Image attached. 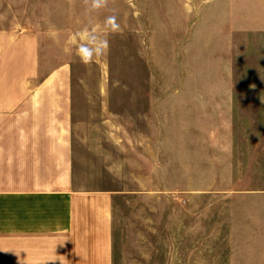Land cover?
<instances>
[{
	"label": "crops",
	"instance_id": "obj_1",
	"mask_svg": "<svg viewBox=\"0 0 264 264\" xmlns=\"http://www.w3.org/2000/svg\"><path fill=\"white\" fill-rule=\"evenodd\" d=\"M51 13L0 0V264H119L126 219L144 233L186 232L201 211L264 222V191L235 187L243 130L219 127L224 102L155 95L147 65H83Z\"/></svg>",
	"mask_w": 264,
	"mask_h": 264
},
{
	"label": "rangeland",
	"instance_id": "obj_2",
	"mask_svg": "<svg viewBox=\"0 0 264 264\" xmlns=\"http://www.w3.org/2000/svg\"><path fill=\"white\" fill-rule=\"evenodd\" d=\"M43 1H51V14L68 33L84 26L103 32L105 18L116 15L120 31L104 34L107 58L122 78L130 77L131 65H147L155 95L224 102L219 127L233 120L243 130L235 171L246 182L235 187L264 191V0H109L92 13L84 0ZM226 212L201 211L186 232L172 222L167 232H135L126 219L119 264H264V222L214 224Z\"/></svg>",
	"mask_w": 264,
	"mask_h": 264
},
{
	"label": "clouds",
	"instance_id": "obj_3",
	"mask_svg": "<svg viewBox=\"0 0 264 264\" xmlns=\"http://www.w3.org/2000/svg\"><path fill=\"white\" fill-rule=\"evenodd\" d=\"M84 3L89 13H92L99 12L101 9L107 7L109 0H84ZM102 27L103 32L95 26H84L73 33L70 38V42L75 48V55L79 58L80 63L85 66L91 65L99 58L107 55L110 43L104 33L115 34L120 31L117 16L111 15L106 17Z\"/></svg>",
	"mask_w": 264,
	"mask_h": 264
}]
</instances>
